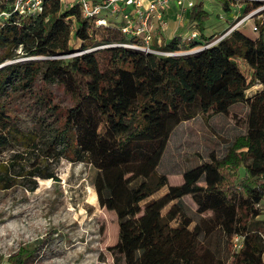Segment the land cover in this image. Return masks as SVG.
Listing matches in <instances>:
<instances>
[{
    "label": "trees",
    "instance_id": "16d2710c",
    "mask_svg": "<svg viewBox=\"0 0 264 264\" xmlns=\"http://www.w3.org/2000/svg\"><path fill=\"white\" fill-rule=\"evenodd\" d=\"M218 5L231 9L229 0ZM13 6L0 0V155L21 137L6 98L31 90L53 115L55 84L70 105L58 129L42 127L44 136L52 152L59 146L70 161L95 170L97 203L117 220L116 242L107 247L114 264H264L263 31L250 46L238 28L219 38L232 23L222 14L225 28L207 35V11L194 2L181 17L185 31L167 37L156 24L149 47L160 52H152L136 47L144 45L140 36L121 32L120 19L98 25L79 3L43 0L33 15ZM17 57L25 60L4 64ZM238 104L246 108L243 133L223 154L212 148L185 168L180 184H169L172 172L161 163L174 128ZM235 234L242 236L237 251ZM32 254L20 249L11 264H26Z\"/></svg>",
    "mask_w": 264,
    "mask_h": 264
},
{
    "label": "rangeland",
    "instance_id": "374dc122",
    "mask_svg": "<svg viewBox=\"0 0 264 264\" xmlns=\"http://www.w3.org/2000/svg\"><path fill=\"white\" fill-rule=\"evenodd\" d=\"M194 2H200L207 11L205 34L225 28L226 22L219 16L229 18L231 13H226L218 0ZM178 29L183 32L187 27ZM235 34L248 46L258 35L252 30V22L240 26ZM73 46V54L79 53V43L73 42ZM22 60L25 58L17 57L5 64ZM36 85L32 87L35 91ZM251 89L255 87L248 92ZM49 90L57 107L53 115L40 108L38 95L31 90L13 92L6 98L17 117L21 137L0 155V264H11L14 255L27 248L33 254L26 264H114L107 247L116 242L117 220L114 212L97 203L92 186L95 170L70 161L59 146L55 148L57 154L48 147L47 131L42 127L58 129V117L70 105L68 96L55 84H49ZM245 109L238 104L226 114L210 111L177 125L161 163L162 169L172 172L169 184L180 182L183 170L206 159L210 149L223 154L231 140L244 131ZM223 171L230 178L235 176L232 168ZM260 211L264 216V200Z\"/></svg>",
    "mask_w": 264,
    "mask_h": 264
},
{
    "label": "built area",
    "instance_id": "2783aa9c",
    "mask_svg": "<svg viewBox=\"0 0 264 264\" xmlns=\"http://www.w3.org/2000/svg\"><path fill=\"white\" fill-rule=\"evenodd\" d=\"M64 4L79 3L85 16L93 17L98 25H107L108 19L117 17L122 22L121 32L140 36L143 46H137L144 51L160 52L149 47L153 37L154 27H159L163 35L168 37L167 10L174 6L178 21L182 14L194 3L193 0H61ZM232 23L219 38L240 26L252 22V30L264 33V0H229ZM43 0H14L13 12L19 15H33L42 9ZM190 32V36L195 35ZM129 46H132L129 44ZM171 54L169 52H163ZM235 251L242 246V236L235 234L231 238Z\"/></svg>",
    "mask_w": 264,
    "mask_h": 264
},
{
    "label": "crops",
    "instance_id": "0c3cea01",
    "mask_svg": "<svg viewBox=\"0 0 264 264\" xmlns=\"http://www.w3.org/2000/svg\"><path fill=\"white\" fill-rule=\"evenodd\" d=\"M167 18H168V21H169V26H168V30H167V32H168V37L172 34V33H174L175 31L176 32H180V31H178L179 29L178 28H181V27H183V29H184V27L186 26V25H184V22L183 21H178L177 20V18H176V16H175V11H174V6H171L170 8H168V10H167ZM185 30V29H184ZM215 32V31H214ZM218 32V31H217ZM166 36V35H165ZM255 88H258L259 87V85H255L254 86ZM168 178H169V176H168ZM182 182V176H181V181L180 182H178V183H174V184H180ZM161 190H163L162 192H161ZM160 191H159V193L158 194H162L163 192H164V188H162Z\"/></svg>",
    "mask_w": 264,
    "mask_h": 264
},
{
    "label": "water",
    "instance_id": "95a60500",
    "mask_svg": "<svg viewBox=\"0 0 264 264\" xmlns=\"http://www.w3.org/2000/svg\"><path fill=\"white\" fill-rule=\"evenodd\" d=\"M5 64V63H4Z\"/></svg>",
    "mask_w": 264,
    "mask_h": 264
}]
</instances>
